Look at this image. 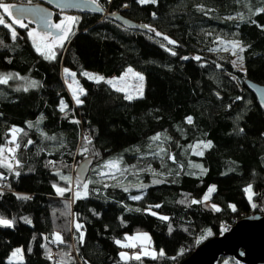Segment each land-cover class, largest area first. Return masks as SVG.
<instances>
[{"label": "trees", "instance_id": "1", "mask_svg": "<svg viewBox=\"0 0 264 264\" xmlns=\"http://www.w3.org/2000/svg\"><path fill=\"white\" fill-rule=\"evenodd\" d=\"M16 1L21 0H4ZM99 3L104 13L149 25L162 36L126 30L106 17L76 15L74 34L54 49V60H46L32 48L26 29L13 27L14 40L0 25V74L14 77L0 85V147H14L7 143L10 129L22 130L15 153L20 166L13 161V172L0 168L5 177L0 215L14 218V227H0V264H55L62 253L70 254L71 264H125L115 241L139 231L148 234L157 258L127 264H179L202 236L200 242L225 224L264 211V111L245 86V81L264 86V12L254 14L264 0ZM233 40L245 49L239 53L242 71L234 69L228 52L219 51L221 43ZM197 56L200 60L192 58ZM127 67L144 77L142 98L126 100L107 83L82 75L93 71L107 79ZM65 69L84 89L82 104L74 103L64 86ZM30 81L37 86L24 91ZM157 134L161 138L154 142ZM209 141L211 147L203 148ZM90 157L88 195L74 200L73 169ZM108 161H117L120 171L101 176L110 172L104 167ZM61 176L71 177L72 192L57 194L53 185L68 187ZM211 186L215 191L206 202L191 203L203 201ZM77 223L83 226L82 243ZM54 233L63 244L51 242ZM15 247L21 248L22 261H6ZM218 264L237 263L226 258Z\"/></svg>", "mask_w": 264, "mask_h": 264}, {"label": "snow or ice", "instance_id": "2", "mask_svg": "<svg viewBox=\"0 0 264 264\" xmlns=\"http://www.w3.org/2000/svg\"><path fill=\"white\" fill-rule=\"evenodd\" d=\"M87 3L93 4L95 5V10L97 11H102V7L99 3V0H86ZM157 2V0H137V3L144 5V4H148V3H152L155 4ZM124 7H128L127 4L124 5ZM15 8V5L12 4H8L5 3L4 0H0V9H2L3 14H0V25H3L4 27L8 28L9 31L11 32L12 38L15 40L17 33L15 31V29L12 27V25H17L21 28H27L28 25L23 23L18 17V14L22 13L24 10L23 9H16V13H13L12 9ZM33 11V15L36 16L37 21L39 23V26L41 29H43V31H36L35 29H29L28 31V36L29 38L32 40L33 43V47L35 48V50L41 54L46 60H54L56 58V52L54 51V49L56 48H62L64 46V43L69 40L70 36L74 34L72 26L78 21L77 17H72V16H66L64 17L59 23H53L51 20V13H47L44 12L41 9H35L32 10ZM260 12H264V8L261 9H257L256 13L254 14H258ZM5 15L11 19V25L5 22ZM155 15V14H153ZM253 23H255V21H253ZM144 28L148 29L149 31L155 32L156 36H162V34L160 32H156L155 29L150 28L149 25H143ZM262 28H264V25L261 26ZM52 30H55V32H53ZM163 40H166L168 42V44L170 45H175L176 42L171 40L169 37L167 36H163L162 37ZM228 45H230L231 51L233 55L237 56V59L241 62V66H242V62H243V56L242 55H238V53H243L244 52V47L241 46L240 41L237 40H233V41H228L227 42ZM168 51H171V49H166ZM217 51L219 49H216ZM229 48L225 47L224 51H228ZM210 51H213V49H210ZM172 55H176V53L173 51ZM183 59H187V57H184ZM194 59L196 60H200V57H194ZM233 64H236V61H233ZM217 67H220L219 65H217ZM65 72V76H71L73 77L72 82L70 84H68L69 90L72 92L73 95V99L76 101V103L82 104L83 101L79 98L80 96L84 95V89L81 88L78 84V82L75 80V73H71L69 72L68 69L64 70ZM131 74V76L133 78H135V80L139 81V85L137 88V91L135 94L132 93H127L126 91V87H121L118 86L121 82L125 81L126 77ZM82 75H84L85 77H87L89 80H93L96 83H100V82H105L108 83L109 85H111L117 92H126L125 94V99L131 101L134 98H142L143 97V80L144 77L143 75L134 72L131 68H128L126 73L122 76H120L119 78H113L112 80H105V78L103 76L97 75V74H92V73H87L84 72L82 73ZM14 77L12 74H0V85H4V84H8L9 80H12ZM15 79H24L22 77H19L18 75L15 77ZM66 83L68 82L67 79L65 81ZM36 81H30L28 82L27 86L24 87V91H28L29 88H33L37 86ZM75 86V88H74ZM237 99H240V97H237ZM64 102L61 101V108L60 110L63 111L64 110ZM187 119V123L191 124L192 123V117L189 116L186 118ZM39 123V121H37V124ZM76 123H79L78 121H76ZM29 127H32V124L29 123ZM22 130L19 128H15L13 127L12 129H10V135H11V139L9 141H7L8 144H12L14 145V147H0V168H6L9 172H13L14 171V167H13V163L12 161H15V167L18 168L19 162L16 161V157H15V153L17 148L19 147V144L17 143V134L20 133ZM241 132H243V128L240 129ZM160 134H157L156 136H153L151 139L155 142L160 140ZM54 139V137H53ZM86 143L90 144L91 140L88 137L84 138ZM29 144H31L32 142L29 141ZM203 148H210L211 147V142L209 141L208 143H205L202 145ZM193 150L195 152L196 149L200 148L201 145L197 144L195 146H192ZM84 152L88 151L87 147H84L83 150ZM164 149L161 148V152H163ZM5 153H7L8 155L6 156ZM196 154L199 155H203V152H198ZM171 159L174 160V157H170ZM49 163H53L52 161H49ZM105 168H108L110 170H115L116 172H119V165L117 161H108L105 163L104 165ZM199 167V166H197ZM206 169H201V173L203 174V172H205ZM17 177H19L20 172L19 171H15L14 173ZM101 176L104 175H109V176H114V172L110 171L108 173H104L101 172L100 173ZM5 179V177L3 176L2 173H0V180ZM61 179L63 181H65L68 184V187L66 188H62V187H57L56 185H53V187L56 188L57 194L58 195H63L65 192H72V182H71V177H66V176H61ZM79 178H77V184H76V191L73 192V198L74 200L76 199H81L84 198L88 195V184L91 183V181L85 182L82 185L78 182ZM161 181H153V183H160ZM108 185H105V187H107ZM142 187V186H141ZM127 191V189H125ZM215 191V186H211L208 189V193L205 194L203 201H197V200H192L191 203L192 204H197V203H201V202H206L209 198H210V194L212 192ZM245 191L247 193H249V201L251 202L252 200V189L251 186H249L248 188L245 189ZM0 195H3L2 192H0ZM18 199H23V200H28L31 199L30 196L27 195H17ZM132 199L136 200V199H140V197L138 196H134L132 197ZM183 202V201H181ZM253 207H255L256 205L253 204ZM155 207H159V205H155ZM212 208L219 212L220 209L218 207H216L215 205H212ZM139 211V209H138ZM150 211V209H149ZM233 211H235V208H233ZM152 215H157L155 212H151ZM161 220L163 221H167L168 217L166 216H160L159 217ZM25 222L26 223H31L30 220H28L27 218H25ZM0 227H4V228H12L14 227V218L13 219H7L4 216L0 215ZM77 232L80 233L79 236V240L82 243L83 242V238H84V233L81 231L82 229V225L80 224H76L75 225ZM171 231V228L169 229ZM227 229L222 227V232L226 231ZM206 235H211V232L209 231L208 233H206ZM205 236H202L199 240H197V243H200V240L204 239ZM47 239V238H46ZM125 241H128L127 243L122 242L120 240H116L115 243L120 246L121 248H135L138 246H140V251L138 253H133L131 256H129L128 253L126 252H120V259L122 261L125 262V264H127V261L129 259H134L137 261H140L142 257L144 256H150L152 259H156L157 258V253L155 251H149L148 248L145 246L146 244H150V238L148 237L147 233H138L135 236H125ZM51 242H54L56 244H63L64 240L61 236L60 233H54L53 234V239ZM47 254H48V258L51 260L52 259V254H51V250L50 249H46ZM21 252L22 250L17 248L15 251L12 252L11 257H10V262L14 261L16 258H19L21 256ZM164 252L161 250L159 253V256H163ZM64 257H68L67 260L64 259ZM175 259V258H173ZM55 264H71V257L69 253H62L61 254V258L58 259ZM86 264V262H85Z\"/></svg>", "mask_w": 264, "mask_h": 264}, {"label": "water", "instance_id": "3", "mask_svg": "<svg viewBox=\"0 0 264 264\" xmlns=\"http://www.w3.org/2000/svg\"><path fill=\"white\" fill-rule=\"evenodd\" d=\"M27 1L34 4H17L12 11L16 13V9H23L17 18L23 23L31 24L38 32L43 29L33 15L32 10L35 9L51 13V20L62 13L106 17L126 30L141 31L158 37L155 32L144 28L143 24L131 22L120 14L95 10V5L87 3L86 0ZM245 86L254 96L259 108L264 111V86L251 81H245ZM92 163L93 158H84L74 167V178L76 181L79 178L80 184L84 183ZM222 227L227 230L222 232ZM226 258L237 264H264V211L242 216L231 224L221 226L217 234L200 242L179 264H218L221 259Z\"/></svg>", "mask_w": 264, "mask_h": 264}, {"label": "rangeland", "instance_id": "4", "mask_svg": "<svg viewBox=\"0 0 264 264\" xmlns=\"http://www.w3.org/2000/svg\"><path fill=\"white\" fill-rule=\"evenodd\" d=\"M5 3L12 4V5H17V4H22V5L29 4V5H31V4H34V3H32L31 1H27V0L16 1V2H14V3H13V2H5ZM0 14H3L2 9H0ZM66 16L77 17V16L74 15V14H70V13H62V14L56 16V17L54 16L55 18H53L52 22H53V23H59V22H60L64 17H66ZM5 22L11 25V19H9L6 15H5ZM25 24H27V23H25ZM27 25H28L27 28H21V27H19V26H17V25H12V27H15V28H21V29H26V31H27V36H28V31H29V29H34V28H33V26H32L31 24H27ZM73 27H74V25L72 26V29H73ZM28 38H29V36H28ZM29 39H30V38H29ZM30 41H31V45H33L31 39H30ZM225 47H228L229 50H228V51H224V48H225ZM32 48H33V46H32ZM33 49H34V48H33ZM34 50H35V49H34ZM35 51H36V50H35ZM219 51H220V52H228L229 55L232 57V64H233V61H236V64H235V65L233 64L234 69H235V70H238V71H242L241 62L237 59V56H236V55H233V54H232V51H231L230 45H228L227 42H223V43H221V48H220ZM36 52H37V51H36ZM238 55H239V53H238ZM42 57H43V56H42ZM43 58H44V57H43ZM192 58H194V57H192ZM44 59H45V58H44ZM128 68H130V67L125 68V69L123 70V72L121 73L120 76L124 75V74L126 73V71H127ZM132 70H133V69H132ZM133 71H134V70H133ZM69 72H71V71H69ZM84 72L100 75L99 73H97V72H93V71H84ZM134 72L141 74L140 72H137V71H134ZM71 73H72V72H71ZM141 75H142V74H141ZM83 76H84V75H83ZM100 76H101V75H100ZM120 76H118V77H114V76H113V77H110V78H107V79L105 78V80H112L113 78H119ZM84 78L87 79V80H89V79H88L87 77H85V76H84ZM66 79H67V81H68L67 83L65 82ZM72 79H73V77H71V76L66 77V76H65V72H64V70L62 71V81H63V83H64V86L66 87V89H67V91H68V94H69L70 98L73 100L74 103H76V101L73 99L72 92L69 90V87H68V84H70V83L72 82ZM75 80H76V79H75ZM89 81H93V80H89ZM77 82H78V81H77ZM139 83H140L139 81L135 80V78H133V77L131 76V74H129V75L126 77L125 81L121 82L118 86L126 87V91H127V93L135 94L136 91H137V88H138ZM107 85L110 86L111 88H113V87H112L111 85H109L108 83H107ZM74 88H75V86H74ZM143 88H144V80H143ZM113 89H114V88H113ZM122 93H123L124 96H125L126 92H122ZM12 162H13V161H12ZM106 170H108V171H113V170H110V169H108V168H106ZM247 198H248V200H249V193H247ZM249 203L251 204V203H252V200H251V202L249 201ZM138 233H146V232H144V231H139V232H134V233H132V234H127V235H125V236H129V237H131V236H135V235H137ZM147 235H148V234H147ZM125 236H124L123 240H121V241L127 243L128 241H125ZM138 245H139V244H138ZM145 246L148 248L149 251H155V250L151 247L150 244H146ZM17 248H19V247H15V248H13V250L10 251L9 255L6 257V261L10 262L11 254H12V252L15 251ZM19 249H21V248H19ZM122 251H123V252H126L125 249L122 248V249L119 251V254H120V252H122ZM126 253H127V252H126ZM119 256H120V255H119ZM129 256H131V255H129ZM21 261H22V253H21V256H20L19 258H16L14 261H11V262H12V263H19V262H21Z\"/></svg>", "mask_w": 264, "mask_h": 264}, {"label": "built area", "instance_id": "5", "mask_svg": "<svg viewBox=\"0 0 264 264\" xmlns=\"http://www.w3.org/2000/svg\"><path fill=\"white\" fill-rule=\"evenodd\" d=\"M124 249L129 255H132L133 253H138L140 251V246L138 245L135 248H124Z\"/></svg>", "mask_w": 264, "mask_h": 264}]
</instances>
